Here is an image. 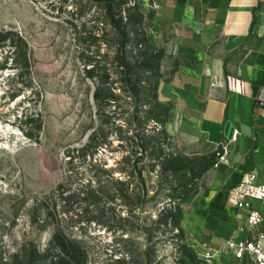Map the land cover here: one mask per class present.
I'll use <instances>...</instances> for the list:
<instances>
[{
    "label": "rangeland",
    "instance_id": "374dc122",
    "mask_svg": "<svg viewBox=\"0 0 264 264\" xmlns=\"http://www.w3.org/2000/svg\"><path fill=\"white\" fill-rule=\"evenodd\" d=\"M114 1L124 40L101 0H0V32L15 33L0 40V264H239L196 230L213 159L195 128L175 117L138 124L159 114L154 90L183 68L173 30L158 22L155 0ZM122 45L136 103L116 61ZM146 55L156 57L148 72ZM164 155L208 167L189 183L182 232L164 224L184 193ZM134 163L149 195L130 213L120 190L137 183ZM98 183L107 186L98 199L82 194Z\"/></svg>",
    "mask_w": 264,
    "mask_h": 264
},
{
    "label": "crops",
    "instance_id": "0c3cea01",
    "mask_svg": "<svg viewBox=\"0 0 264 264\" xmlns=\"http://www.w3.org/2000/svg\"><path fill=\"white\" fill-rule=\"evenodd\" d=\"M153 10L184 55L182 70L159 86L160 101L195 128L213 159L193 206L196 230L223 247L245 238L247 214L229 192L246 175L264 180V0H155ZM252 206L264 217L263 203Z\"/></svg>",
    "mask_w": 264,
    "mask_h": 264
},
{
    "label": "trees",
    "instance_id": "16d2710c",
    "mask_svg": "<svg viewBox=\"0 0 264 264\" xmlns=\"http://www.w3.org/2000/svg\"><path fill=\"white\" fill-rule=\"evenodd\" d=\"M106 2V4H108V15L109 18L111 20L112 26L119 31V34L121 36V39L124 40L125 38L128 37L127 32H126V28H127V24L123 25L121 20H116V17L113 13V8H112V4H117L115 3L114 0H101ZM118 1H125V0H118ZM15 36V33H6V32H0V40H3L2 42H6L7 38L9 36ZM18 40L22 43V45L25 46V43L23 42V38H19L18 36ZM14 45L16 46V50L17 51H22L23 49L20 48V46L15 42ZM124 45H122V47L119 49L120 54L117 56L116 61L119 64V67L122 69L120 75L124 76L125 81H126V91L128 92L129 96L131 97L132 101L134 103L137 102L138 98H139V94H140V90L138 87V84L135 82H132L131 80V72H133L134 70V64H132L131 60L126 58L124 56ZM17 55V54H16ZM27 56V55H26ZM156 60V57H154L153 55L148 56L146 55L143 59V63H141V68H145V70L150 71L151 69H153L154 66V61ZM17 62V61H15ZM30 60L29 58L26 57L25 59V65L26 67L30 68ZM124 80V79H123ZM155 92H159V87L156 88L154 90ZM18 92V94L20 93V91H16ZM157 97L156 100L158 101V94L156 95ZM160 112L158 115H155L153 113H149V115L147 117L144 118H139L140 121L138 122L139 125L147 123L149 121H153L154 123L157 124H161V117L166 118L167 120L170 119V109L166 106H164L162 103L160 105H158ZM154 134V133H153ZM151 140H149L146 144L149 145V149L150 150V156L153 157L155 156V153L157 151V145H154L153 147L151 146V144L153 143L154 137H150ZM134 142L137 141L136 137H133ZM148 150L146 149V152H148ZM162 158V165H163V169L167 172H172L174 174H176L177 176L182 177L183 179V183H182V188L184 189V193L182 195V197L179 199V205L177 206V208L175 209H171L168 212H170V215L165 219L164 224L166 226H170L173 229H177L180 232L181 231V225L184 221V212L182 209V205H184L185 203L192 201L189 199V197H187L186 192L188 191V188L190 187V184H192L193 182H195L197 179L200 178L201 173L205 172L207 170L208 167H206L205 169L204 166H202L201 164H199L197 167H194L193 165H191V163H189L187 160L182 159L180 157H177L175 159L171 158L168 155H164L161 157ZM153 161V160H152ZM155 161V160H154ZM133 162L134 159H133ZM131 176L133 178L136 179L137 183H135V185L132 188H128L126 191L120 190L121 193V198L124 201V204L129 208L130 213H134L136 212L140 206H142V204L144 203V200L148 197L149 193H148V189L145 185V180L143 177V174L139 173L137 171V165L134 163V165L132 166V173ZM191 176V177H190ZM188 177H190V179H188ZM188 179V181H186ZM190 183V184H189ZM120 185L123 186L122 183H120ZM98 190H93L91 188V185H89L86 189H84L83 191V195L85 197H90L93 196L95 197V199L99 198V196H101V194H105L106 190H107V186L106 185H101V183H98ZM60 195V194H59ZM171 222V223H169Z\"/></svg>",
    "mask_w": 264,
    "mask_h": 264
},
{
    "label": "built area",
    "instance_id": "2783aa9c",
    "mask_svg": "<svg viewBox=\"0 0 264 264\" xmlns=\"http://www.w3.org/2000/svg\"><path fill=\"white\" fill-rule=\"evenodd\" d=\"M219 162H225L224 157H220ZM258 180L259 178L254 175H246L242 183L232 189L228 195L229 204L247 214L246 224L240 230L245 238L229 240L222 247L232 253L235 262L247 260L249 264H264V232L260 230L264 217L252 206L253 202L264 205V180L261 183H258ZM204 256L207 257L206 260L211 257L208 252Z\"/></svg>",
    "mask_w": 264,
    "mask_h": 264
}]
</instances>
